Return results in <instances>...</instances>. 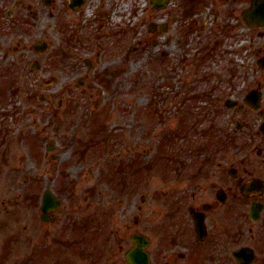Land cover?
<instances>
[{
    "label": "flooded vegetation",
    "instance_id": "flooded-vegetation-1",
    "mask_svg": "<svg viewBox=\"0 0 264 264\" xmlns=\"http://www.w3.org/2000/svg\"><path fill=\"white\" fill-rule=\"evenodd\" d=\"M143 1L131 0L130 6L128 0H0V105L7 108L0 110V142L10 135L8 120L14 117L8 108L18 98L28 103L35 97L48 106L60 97L58 108L80 88L97 83L108 87L106 78L125 70L124 52L143 48L149 41L157 48L161 37L166 45H176L174 31L187 39L199 24L200 32L207 31L204 39L209 44L197 50L205 53L203 59L209 58L221 44L217 30L233 33L234 21L243 23L244 18L253 25L248 28L252 61L240 86L235 80V97H228L233 108L227 116V142L216 144L215 153L198 165L175 160L167 167L156 163L151 195L143 185L142 167L132 160L127 174L133 170L136 174L124 180L116 203L105 209L103 217L76 221L75 237L80 233L82 237L66 245L53 234L51 244L43 245L37 254L20 256L14 253L22 240L12 237L2 254L0 250L3 264H81L84 260L85 264H129L130 260L144 264L146 258L148 264H264V0H169L163 8ZM223 18L227 25L219 26ZM27 110L26 116L33 112ZM5 161L0 156V162ZM38 191L25 198L27 219L33 221L30 211L35 208L40 226L62 231V188ZM47 191L55 202L43 211ZM113 208L122 216L119 230L114 231L109 229ZM129 212L135 214L132 222L126 218ZM116 233L121 234L119 260L109 252ZM85 234L91 239H85ZM64 249L72 257L64 258Z\"/></svg>",
    "mask_w": 264,
    "mask_h": 264
},
{
    "label": "rangeland",
    "instance_id": "rangeland-1",
    "mask_svg": "<svg viewBox=\"0 0 264 264\" xmlns=\"http://www.w3.org/2000/svg\"><path fill=\"white\" fill-rule=\"evenodd\" d=\"M128 2L131 6V0ZM201 16L197 18L202 20ZM144 20L146 36V14ZM220 25H227L225 18ZM199 26L187 39L174 31L176 45H166V39L161 37L157 48L149 41L143 48L124 52L125 70L106 78L108 87L97 83L80 88L78 97L73 95L58 108L56 101L60 97L52 99L48 106L38 103L35 97L28 103L25 98H18L10 105L8 109L14 117L8 120L10 135L5 143L0 142V156L7 158L5 163L0 162V250L8 246L12 237L22 240L16 244L15 256L37 254L43 245L51 244L53 234L59 235L66 245L73 241L76 221L103 217L105 209L111 208L122 191L124 180L133 179L134 170L127 174L132 160L136 159L142 167L143 185L151 195L156 163L167 167L169 161L175 160L198 165L215 153L216 144L227 142V116L231 113L224 101L232 94L235 97V80L240 86L247 76L252 61L248 51L250 31L235 21L233 33L217 30L216 39L221 44L216 54L211 52L209 58L203 59L205 53L197 48L209 43L204 39L207 31L200 32ZM131 36L128 33L129 39ZM194 43L198 44L193 47ZM90 74L92 79L94 75ZM28 108L33 112L26 116ZM0 110L7 108L0 105ZM199 112L201 119L195 117ZM184 124L183 133L177 128ZM47 145L52 149H46ZM56 185L63 194L62 231L57 226H40L35 208L30 211L33 221L24 212L27 195H35L41 188L52 190ZM134 215L129 212L126 218L132 222ZM142 215L147 217L145 212ZM121 217L120 211L113 208L109 229L119 230ZM91 229L92 225L88 234ZM88 234L85 239L90 237ZM82 236L80 233L79 237ZM115 236L109 252L117 260L121 256V234ZM63 252L67 258L70 250Z\"/></svg>",
    "mask_w": 264,
    "mask_h": 264
},
{
    "label": "water",
    "instance_id": "water-1",
    "mask_svg": "<svg viewBox=\"0 0 264 264\" xmlns=\"http://www.w3.org/2000/svg\"><path fill=\"white\" fill-rule=\"evenodd\" d=\"M169 0H152L151 1V4L154 6V4H155V6L157 5V3H159V7L160 8H163V7H165V5H166V3L168 2ZM158 7V6H157ZM263 19H264V15H263ZM245 22V24L246 25H248V26H251L250 24H252V23H248V21H244ZM226 106L228 107V108H232V102H231V100H228V101H226ZM48 200H50V195H48V196H46L45 197V200H43L44 201V204L48 201ZM238 254V253H237ZM237 254H235V255H237Z\"/></svg>",
    "mask_w": 264,
    "mask_h": 264
}]
</instances>
